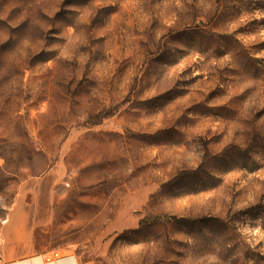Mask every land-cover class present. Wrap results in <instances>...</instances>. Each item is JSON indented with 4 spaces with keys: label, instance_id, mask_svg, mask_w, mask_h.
Masks as SVG:
<instances>
[{
    "label": "rangeland",
    "instance_id": "374dc122",
    "mask_svg": "<svg viewBox=\"0 0 264 264\" xmlns=\"http://www.w3.org/2000/svg\"><path fill=\"white\" fill-rule=\"evenodd\" d=\"M40 252L264 264V0H0V261Z\"/></svg>",
    "mask_w": 264,
    "mask_h": 264
},
{
    "label": "crops",
    "instance_id": "0c3cea01",
    "mask_svg": "<svg viewBox=\"0 0 264 264\" xmlns=\"http://www.w3.org/2000/svg\"><path fill=\"white\" fill-rule=\"evenodd\" d=\"M17 246H21L20 241L17 242ZM0 264H79V261L73 255H59L58 252L50 255L49 252H40L18 257L14 260L3 257Z\"/></svg>",
    "mask_w": 264,
    "mask_h": 264
}]
</instances>
